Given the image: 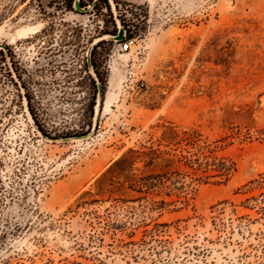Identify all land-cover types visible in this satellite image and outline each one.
Masks as SVG:
<instances>
[{"label": "rangeland", "instance_id": "rangeland-1", "mask_svg": "<svg viewBox=\"0 0 264 264\" xmlns=\"http://www.w3.org/2000/svg\"><path fill=\"white\" fill-rule=\"evenodd\" d=\"M79 1L0 0V264H264V0Z\"/></svg>", "mask_w": 264, "mask_h": 264}, {"label": "trees", "instance_id": "trees-1", "mask_svg": "<svg viewBox=\"0 0 264 264\" xmlns=\"http://www.w3.org/2000/svg\"><path fill=\"white\" fill-rule=\"evenodd\" d=\"M77 0H69V7L72 8V6L75 4ZM102 1V0H101ZM105 1V0H104ZM107 3V2H106ZM80 5L81 7H84L82 2L80 1ZM116 8L119 9V4H116ZM107 9L110 11V6L107 4ZM121 23L123 24V20H121ZM118 35V31L115 30L112 34H107L106 36H112V37H116ZM129 37H132L131 35H129ZM105 40H102L101 42H99L97 45H101L102 43H104ZM97 46L94 47L93 51H92V55L94 54V51L96 50ZM0 55H3V52L0 50ZM94 65V64H93ZM95 74L97 75V77L100 79L101 83H102V79L100 77V74H98L97 70H95ZM102 89H103V96H104V92H105V88H104V83H102ZM41 129V128H40ZM42 131V130H41ZM43 132V131H42ZM147 156H152L153 157H157L155 153H149L146 154ZM141 156V154L139 152L136 151H131L129 154L125 155L123 158H121L120 160H118L108 171V174H113V177H120L121 175L124 174H129L130 172H132V169L134 167V163L137 159H139L138 157ZM154 159V158H153ZM104 178H106V176ZM131 179V181L133 182V184L141 186V189L146 188L147 190H151L154 188H160L163 186L162 183H164L163 180V175H158V174H149L146 176H142V177H136V176H130L129 177ZM111 182L113 180H110ZM163 204H165L164 202H162Z\"/></svg>", "mask_w": 264, "mask_h": 264}, {"label": "built area", "instance_id": "built-area-1", "mask_svg": "<svg viewBox=\"0 0 264 264\" xmlns=\"http://www.w3.org/2000/svg\"><path fill=\"white\" fill-rule=\"evenodd\" d=\"M119 46L122 53L132 52L134 49H138V38L129 37L128 31H125L124 39L119 42ZM120 127L122 130H126L127 125L123 123Z\"/></svg>", "mask_w": 264, "mask_h": 264}, {"label": "bare ground", "instance_id": "bare-ground-1", "mask_svg": "<svg viewBox=\"0 0 264 264\" xmlns=\"http://www.w3.org/2000/svg\"><path fill=\"white\" fill-rule=\"evenodd\" d=\"M41 31V26L40 25H35V26H28V27H23L20 28L17 31V38L21 39H27L30 37V35H37ZM14 41V40H13ZM118 82V81H117ZM115 95H112L111 97L109 96V103H111L112 99H114Z\"/></svg>", "mask_w": 264, "mask_h": 264}, {"label": "water", "instance_id": "water-1", "mask_svg": "<svg viewBox=\"0 0 264 264\" xmlns=\"http://www.w3.org/2000/svg\"><path fill=\"white\" fill-rule=\"evenodd\" d=\"M75 9L76 11H81L82 7L80 5V1L77 0L75 2ZM124 35H125V30L120 29L118 32V35L116 37H114V39H116L117 41H122L124 39ZM99 94H100V98L103 96V89H102V84H99Z\"/></svg>", "mask_w": 264, "mask_h": 264}, {"label": "crops", "instance_id": "crops-1", "mask_svg": "<svg viewBox=\"0 0 264 264\" xmlns=\"http://www.w3.org/2000/svg\"><path fill=\"white\" fill-rule=\"evenodd\" d=\"M107 104H109L108 100H107Z\"/></svg>", "mask_w": 264, "mask_h": 264}]
</instances>
